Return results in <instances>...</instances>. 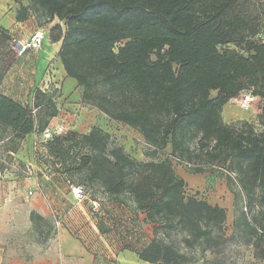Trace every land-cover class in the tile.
<instances>
[{
  "label": "trees",
  "instance_id": "16d2710c",
  "mask_svg": "<svg viewBox=\"0 0 264 264\" xmlns=\"http://www.w3.org/2000/svg\"><path fill=\"white\" fill-rule=\"evenodd\" d=\"M6 1L19 5L17 21L34 16L40 28L63 22L51 28L50 38L61 42L58 56L81 90L82 103L138 132L151 159L133 158L96 126L84 135L54 134L42 144L46 161L36 158V165L39 160L44 169L63 174L70 187L84 189L87 182L114 204L145 215L155 237L138 258L148 264L189 261L158 239L160 227L168 237L184 233L188 247L215 254L225 242L220 232L226 210L200 192L188 193L172 161L159 160L162 153L171 147L172 157L197 165V173L203 165L224 166L236 176L249 207L240 211L234 228L264 260V105L260 134L248 123L235 133L222 119L242 92L264 100V0ZM13 40L0 25V61L8 58ZM4 79L0 73V178L24 163L18 155L27 138L35 133L43 138L59 113L56 91L38 88L32 103L23 105L1 91ZM35 157L32 152L31 160ZM70 172L84 173L86 182L67 178ZM92 202L102 210L99 201ZM255 207L259 212L252 214ZM30 222L43 243L54 233V224L36 211ZM114 228L121 234L118 224Z\"/></svg>",
  "mask_w": 264,
  "mask_h": 264
},
{
  "label": "rangeland",
  "instance_id": "374dc122",
  "mask_svg": "<svg viewBox=\"0 0 264 264\" xmlns=\"http://www.w3.org/2000/svg\"><path fill=\"white\" fill-rule=\"evenodd\" d=\"M9 12V7L4 5L0 6V13L7 15ZM0 23L3 26H7L5 18L3 20L0 19ZM56 23L60 24L62 27L64 26L63 22L57 21ZM36 24L37 26H40L38 22ZM42 32L46 34V25H43ZM11 35L14 40H19L16 33H12ZM12 44L13 41L11 46ZM59 44L61 45V42H59ZM41 51L44 50L40 49L37 50V52L36 50H31L18 57L11 49H9L8 58L0 61V73H4L5 78L1 91L23 105L32 103L33 93L44 84V77H49L52 82H58V72L57 70H54V68L52 70L48 69V73L45 70L42 78L38 75V64L42 60ZM56 54H58L57 51H55V55ZM68 79L69 80L65 85V96H62L59 84L58 87H55V83L48 86L49 92H57L55 93L54 100L59 109L57 118L60 117V120L56 125H62L65 127L67 133L73 132L72 130L74 129L75 131L80 132L79 134L81 135L88 134L93 127L98 126L105 132L109 133L115 143L122 146L133 158L139 161L151 160L149 157H146V153L149 150L148 145L138 132L126 125L112 123L108 118L99 113L98 110L85 104H81L77 93L75 94V92H72L69 94L70 91H73L69 85L70 80L73 79ZM212 96H215V94L213 93ZM246 96H251V94L242 92L237 98L228 104L222 113L223 123L235 133L241 131L243 123H248L255 128L254 130L257 134H260L263 129L260 126L259 119L264 100L254 97L253 102L249 103L250 106L246 109L242 106ZM53 126L55 125H52L51 127ZM191 147L196 148V141L191 143ZM27 152H24L22 153V156H19V158L24 160L23 162L25 163L19 165L18 163H15L13 166H10L7 173L2 176L1 181L5 180L8 184L4 186L2 184L0 190V194L3 195L6 193L9 197L6 204L5 202L1 203L0 221L6 226L5 231L10 237L9 241L17 247L16 252H12L17 257H28L29 247L32 246V243H41L43 241V237H40V235L37 234V231L32 224L29 226L27 220L28 213L32 209L36 197L34 194L33 196H29L28 199L26 198V191L30 188L28 179L31 176L28 175L25 164L35 161L36 158L46 161V151H44L42 147L39 148L36 151L37 157L32 158V160V152L28 153V156L26 155ZM26 157H28V159ZM165 159H170L172 161L176 174L186 183L188 181L192 183L191 178H195L197 179L196 184H199L196 185L198 189L205 185V188L203 187L202 189L204 191L200 192L202 198L211 201V204L213 205L216 204L225 209L227 212V221L220 232L222 238L225 239V242H221V245L218 247V254H215L214 251L210 250L204 251L203 248L199 246L188 247L184 243L185 234L178 231L170 232V236L168 237L166 231L160 227L157 231L158 239L164 241L166 244H173L180 253L186 255L189 261L185 264H264V260L255 257L254 249L244 243V238L240 232H237L234 228V222L239 217L240 211H249V207L246 205V197L241 191L236 176L230 174L226 167L217 165L200 166L203 171L197 173L195 171L197 165L183 163L173 158L171 147H168L159 158V160ZM39 160L37 161L39 170L37 173L38 177L41 179L43 177V168L46 165ZM51 161L53 162V160ZM67 163L70 166L74 164L71 160H68ZM58 167H60L59 163ZM67 178H71L75 182H79L80 180L86 182L84 173L70 172V174H67ZM85 186L84 189L86 190L87 198L89 199L87 206H89L92 213H100V207L97 210H94L92 205L93 198H91L94 190H97L98 193L100 191H98L95 186L87 184V182ZM187 192L191 194L196 193L189 187L187 188ZM257 212H259V209L257 207L253 208L252 214H256ZM145 225L146 224L143 225L142 229H139L143 239L146 240V236L147 238L148 236L155 237L154 226L152 224ZM140 226H142V224ZM139 230L137 231L139 232ZM132 231L133 229L125 231V233L130 234ZM136 234L137 232H133L130 236L128 235V242H134L136 240Z\"/></svg>",
  "mask_w": 264,
  "mask_h": 264
},
{
  "label": "crops",
  "instance_id": "0c3cea01",
  "mask_svg": "<svg viewBox=\"0 0 264 264\" xmlns=\"http://www.w3.org/2000/svg\"><path fill=\"white\" fill-rule=\"evenodd\" d=\"M3 5L9 7L10 12L7 15L0 13V19L3 20L5 18L7 26H3L1 23L0 25L8 30L10 34L16 33L17 38L23 41L42 31V28L37 26V20L34 16L28 17L27 20L21 22L16 20L19 5L15 2L1 0L0 6ZM56 22L46 24L45 39L41 48L44 51H41L42 60L38 64L37 70H39L38 75L42 78L45 70L48 73V69L52 70L54 68L58 72V82L56 84L54 81H50L49 77H44L45 85L43 84L39 89L48 90L50 84L55 83V87H58L59 84L62 96H65V85L69 79L58 56L61 45L52 43L50 38V30L57 24ZM55 51L58 54L55 55ZM69 85L71 90H73L69 94L72 92L77 93L80 103L83 104L81 90L78 88L76 81L70 80ZM59 120L60 117L54 118L50 122V128L52 125L56 126ZM72 131L75 130L73 129ZM36 138V133L27 138L18 157L27 151V156L28 153L34 152L33 143ZM26 158L28 159V157ZM32 162H34L33 168L29 169L26 166L27 173L31 176L28 179L30 188L26 191V198L28 199L27 193L29 191H32L36 197L33 207L27 216L29 226L31 225L30 212L36 211L44 218L50 220L54 224L55 230L45 243H32V246L29 247L28 257H17L12 253L16 252L17 247L9 241L10 237L5 231L6 226L0 221V264H148L138 258V251L147 246L154 238L152 236L147 238L146 236V240H144L140 234L141 231L139 229H142L144 224H149L145 221V215H134L132 210L114 204L109 196L102 192L97 193L98 196H91L93 200H97L102 204L100 213H92L89 206H87L89 199L87 197L82 201L75 199L71 192V187L67 184L66 177L63 174L43 168V177L40 179L37 173L39 171L38 165L36 166L35 161ZM1 180L2 178H0V190L2 184L3 186L8 184L5 180ZM191 181L192 183L189 181V183H186L188 184L187 188L189 187L194 192L204 191L202 189L203 187L205 188V185L198 189L196 186L199 185L196 184L197 179L191 178ZM73 186L80 187L75 184ZM8 200L9 197L6 193L0 194V207L2 206L1 203L5 202L6 204ZM208 202L211 204V201ZM117 224L119 228H122L121 234H116L114 231V227ZM141 224L142 226H140ZM131 229H133L132 233L137 232L136 240L132 241V243L128 242V235L130 236L132 233H125V231H130ZM131 246L135 248L133 249Z\"/></svg>",
  "mask_w": 264,
  "mask_h": 264
},
{
  "label": "built area",
  "instance_id": "2783aa9c",
  "mask_svg": "<svg viewBox=\"0 0 264 264\" xmlns=\"http://www.w3.org/2000/svg\"><path fill=\"white\" fill-rule=\"evenodd\" d=\"M45 39V35L42 31L37 32L36 34H34L33 36H31L30 38H28L27 40H13V44L11 46L13 52L18 56H22L24 55L26 52L30 51V50H40L42 48V44L43 41ZM263 42H264V38H263ZM254 100L253 96H246L245 101L243 102L242 106L244 108H249L250 104L252 103ZM66 133V128L63 127L62 125H56L55 127H51L49 128L43 135V138H36V140L33 143V147H34V153H37L36 151L41 148L42 144L44 142H46L48 139H50L54 134L55 135H61V134H65ZM33 164L34 162H30L27 167L33 168ZM71 192L74 196L75 199H77L78 201H82L84 200L87 195L84 191V189L82 187H75V186H71ZM33 192L29 191L28 192V197L32 196ZM93 208L94 210H97L99 208V203L98 202H92Z\"/></svg>",
  "mask_w": 264,
  "mask_h": 264
}]
</instances>
